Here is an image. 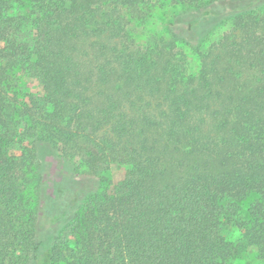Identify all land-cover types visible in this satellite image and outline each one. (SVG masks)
<instances>
[{
	"label": "trees",
	"instance_id": "1",
	"mask_svg": "<svg viewBox=\"0 0 264 264\" xmlns=\"http://www.w3.org/2000/svg\"><path fill=\"white\" fill-rule=\"evenodd\" d=\"M167 6L183 10L157 18ZM25 138L78 159L66 178L92 185L67 192L47 234L35 155L7 151ZM247 250L264 264V0H0V264H231Z\"/></svg>",
	"mask_w": 264,
	"mask_h": 264
},
{
	"label": "rangeland",
	"instance_id": "2",
	"mask_svg": "<svg viewBox=\"0 0 264 264\" xmlns=\"http://www.w3.org/2000/svg\"><path fill=\"white\" fill-rule=\"evenodd\" d=\"M182 8L179 6L172 7L167 6L159 10L157 18L166 19L170 15H177L182 12ZM231 26L230 20H226L221 25L213 28L209 34V40L218 38L224 32H226ZM34 37V31L28 26H25L22 30L21 38L25 41H31ZM196 63L193 61L189 62V67L194 68ZM20 87L26 94L33 96L34 98L41 99L44 96L42 85L36 79L23 77L20 80ZM32 151L35 155V162L38 165L36 173L42 177V197L40 203V224L41 230L44 234H47L50 219L57 212H61L67 203V192L68 194L72 191V188L81 187L82 189L88 190L92 188V185L88 181L81 180L78 184L70 181L68 178L69 174L77 175L83 171L82 164L78 159H75L71 163H67L59 157L58 153L54 152L50 146L45 144L37 143L34 145L32 140L25 138L22 141L17 140L15 143L9 146L7 149L10 156H20L24 151ZM125 173L123 167H113L109 171L107 176L110 177L113 183L122 179ZM79 181V180H78ZM65 194V195H63ZM247 200L242 204V208H246ZM223 235L226 241L230 244L236 245L241 241L240 231L233 225H227L224 227ZM48 239V236L45 237ZM48 241V240H47ZM231 264H258L256 261L254 252L247 250L242 252L237 257L233 258Z\"/></svg>",
	"mask_w": 264,
	"mask_h": 264
}]
</instances>
